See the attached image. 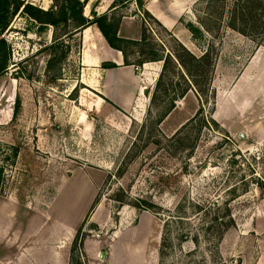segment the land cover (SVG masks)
Masks as SVG:
<instances>
[{
	"label": "rangeland",
	"instance_id": "1",
	"mask_svg": "<svg viewBox=\"0 0 264 264\" xmlns=\"http://www.w3.org/2000/svg\"><path fill=\"white\" fill-rule=\"evenodd\" d=\"M25 1L50 6L48 0ZM112 2L88 0L84 14L92 9L114 12L121 16L120 37L138 39L144 26L156 42L170 47L174 37L197 55L211 43L216 54L213 96L184 128L179 129L199 107L193 90L156 124V110L148 112V103L160 63L133 66L134 78L146 89L137 95L138 107L122 109L110 101L112 87H97L96 73L82 78L87 69L81 64L82 30L64 40L70 49L64 60H58L61 49L53 50L55 60L47 68L52 28L16 14L1 35L7 50L0 74V118L7 115L11 122L0 136V196L14 191L15 184L17 195L54 198L59 176L80 171L61 182L51 212L77 218L91 193L86 179L100 181L97 202L78 226L83 242L99 241V249L107 252L106 258L95 256V263L264 264V47L228 28L208 35L198 22L205 18L208 25V0H141L142 8L131 0L111 11ZM87 34L91 47L97 34ZM92 49L97 69L109 63L102 61V46ZM96 81V90L81 83ZM45 182L51 187L39 186ZM34 183L38 188H30ZM143 202L160 208L148 209ZM97 203L104 206L98 215L102 225L89 219ZM213 214L233 220L219 243L215 227L202 233L203 219ZM19 220L25 221L23 212ZM47 233L48 225L38 237ZM181 233L196 234L198 246L181 240ZM165 234L171 245L161 259ZM78 256L81 264H89L83 243Z\"/></svg>",
	"mask_w": 264,
	"mask_h": 264
},
{
	"label": "trees",
	"instance_id": "2",
	"mask_svg": "<svg viewBox=\"0 0 264 264\" xmlns=\"http://www.w3.org/2000/svg\"><path fill=\"white\" fill-rule=\"evenodd\" d=\"M88 0H51L47 9H42L25 0H0V36L9 26V20L16 14L26 15L35 23L45 27L52 28V43L49 49L52 50V56L47 61V68L55 60L57 48L61 49L58 60H64L69 52L67 43L64 42L70 35L77 33L84 28L94 25L102 35L107 46L113 50L119 51L122 55L123 65H132L140 67L145 63L158 62L160 70L153 89L150 91L148 112L156 110V124H160L166 116L175 108L176 102L186 96L193 90L199 99V107L194 115L186 121L179 129L186 127L198 116L202 114L203 104L209 102L213 96L211 83L213 79L216 54L211 43L199 55L188 49L182 42L172 37V46L166 47V44L159 40L156 42L153 35L147 28L142 26L141 34L138 39L123 38L118 35V26L121 16H116L114 12L97 14L92 9L90 15L84 14V7ZM131 0H113L110 9L114 11L117 6L126 5ZM142 8L141 0H134ZM149 15L146 10H143ZM208 25L205 18H198L202 29L208 32V35L214 36L220 29L228 28L243 36L258 39V45L264 47V0H208ZM7 45L4 38L0 37V74L4 71L6 62ZM133 57V58H131ZM5 61V62H4ZM103 68H112L116 65L112 62L104 64ZM148 94V90L145 92ZM210 121L216 122L210 118ZM179 129L173 134L176 135ZM15 153L13 156H15ZM2 169L0 168V180ZM259 188H263L262 184ZM263 191V189H262ZM97 202L94 199L92 207ZM144 203V202H143ZM145 207L155 209L159 206L146 202ZM139 208L138 204H133ZM160 208V207H159ZM154 211V210H152ZM225 215H229V209L225 208ZM226 216H215L203 219L202 233L208 234V231L215 227V239L219 243L226 229L233 226V220ZM169 221H165L167 224ZM81 226L75 232L69 250V264H81L78 256V250L83 243V237L80 234ZM181 240L190 239L195 246H198V236L192 237L187 234H180ZM169 236H162L159 245V257L162 259L166 255V248Z\"/></svg>",
	"mask_w": 264,
	"mask_h": 264
},
{
	"label": "crops",
	"instance_id": "3",
	"mask_svg": "<svg viewBox=\"0 0 264 264\" xmlns=\"http://www.w3.org/2000/svg\"><path fill=\"white\" fill-rule=\"evenodd\" d=\"M51 4V0H48ZM46 6L49 5L46 2ZM42 9V6H40ZM19 15V14H18ZM95 33V42L93 46H89L86 36L87 33ZM51 34V32H50ZM82 42L83 49L81 54V64L85 66L81 76L85 75L93 76L96 73L99 76L98 86L110 88L112 87L115 92L110 97V101L116 106L122 109H133L138 107L137 95L142 93L146 86L142 85L136 78H134L136 69L132 65H123L122 55L119 51L109 48L106 42L103 40L102 35L94 25H90L82 30ZM102 46V52L104 55L102 58L104 62H112L116 67L97 69L98 62L94 60L92 55V47ZM86 47H88L86 49ZM101 62V61H100ZM158 64V63H156ZM132 66L133 68H130ZM92 67V68H91ZM160 69V65L158 66ZM158 69V70H159ZM158 73H156L155 78ZM103 82V83H102ZM83 85L96 90L97 81L94 84H87L81 82ZM96 83V84H95ZM123 89L122 91H118ZM98 91V90H97ZM137 99V100H136ZM19 108V99L14 102L13 112L17 113ZM11 119L7 115L0 118V136H4L5 132L9 130V123ZM56 153V149H52ZM49 154L51 152H48ZM46 169H52L48 167ZM77 172L73 171L71 175L64 174L57 179L52 187L55 190L53 197L43 198L40 195H26L16 193V185L12 187L14 191L6 196H0V248L5 251H0V264H69V249L75 234L76 229L83 220L86 212L92 204L100 181L98 179L90 178L88 184L91 190L89 194L88 202L85 208L81 210L79 216L75 219H69L62 214V210H57L54 214L51 212L52 202L57 196L60 189L61 182L69 181ZM43 183V182H41ZM51 187V182L39 185L41 188ZM38 188L36 183L30 186V188ZM35 190L32 191L34 194ZM52 193V191H51ZM103 204L97 203L92 211L89 219L90 223L102 225L104 222H99V214L103 213ZM23 212L25 221L20 222L19 217ZM48 225V233L38 237V235L44 230V227ZM115 243V239L112 242ZM111 243V245H113ZM100 242L96 240H84L83 251L88 259L89 264L95 263V256H101V249H99ZM110 246V245H109ZM104 257H107V252L104 253ZM102 263V262H101ZM97 264V262L95 263ZM103 264V263H102Z\"/></svg>",
	"mask_w": 264,
	"mask_h": 264
},
{
	"label": "built area",
	"instance_id": "4",
	"mask_svg": "<svg viewBox=\"0 0 264 264\" xmlns=\"http://www.w3.org/2000/svg\"><path fill=\"white\" fill-rule=\"evenodd\" d=\"M95 237L98 239L100 237V232L96 233Z\"/></svg>",
	"mask_w": 264,
	"mask_h": 264
},
{
	"label": "water",
	"instance_id": "5",
	"mask_svg": "<svg viewBox=\"0 0 264 264\" xmlns=\"http://www.w3.org/2000/svg\"><path fill=\"white\" fill-rule=\"evenodd\" d=\"M104 253H105V251H101V258H103L104 257Z\"/></svg>",
	"mask_w": 264,
	"mask_h": 264
}]
</instances>
